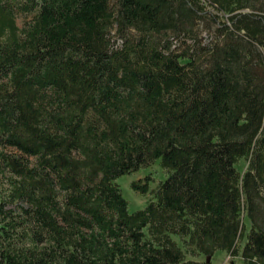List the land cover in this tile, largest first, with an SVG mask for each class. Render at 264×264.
Segmentation results:
<instances>
[{"label":"trees","instance_id":"1","mask_svg":"<svg viewBox=\"0 0 264 264\" xmlns=\"http://www.w3.org/2000/svg\"><path fill=\"white\" fill-rule=\"evenodd\" d=\"M217 251L264 264V0H0V264Z\"/></svg>","mask_w":264,"mask_h":264},{"label":"rangeland","instance_id":"2","mask_svg":"<svg viewBox=\"0 0 264 264\" xmlns=\"http://www.w3.org/2000/svg\"><path fill=\"white\" fill-rule=\"evenodd\" d=\"M17 26H21L23 22V17L17 15L16 18ZM206 38V35H203ZM245 167V162L240 160L237 163V169L242 171ZM164 172L159 166V161L157 160L154 164L149 167L137 170L129 175L121 176L117 179V183L120 187V192L122 197L127 202L128 212H134L142 209L145 204L151 199V191L155 189L158 182L165 178ZM132 183H137L140 186L146 184L148 192L146 194H141L138 191H134L131 188ZM197 259L210 260L212 264H244L241 260L240 255L236 257H230L227 253L223 251H217L212 257L200 256Z\"/></svg>","mask_w":264,"mask_h":264}]
</instances>
